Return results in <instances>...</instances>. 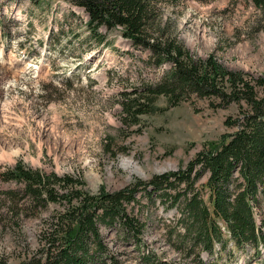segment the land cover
I'll return each mask as SVG.
<instances>
[{
  "label": "rangeland",
  "instance_id": "374dc122",
  "mask_svg": "<svg viewBox=\"0 0 264 264\" xmlns=\"http://www.w3.org/2000/svg\"><path fill=\"white\" fill-rule=\"evenodd\" d=\"M160 4L162 28L194 56L213 55L229 69L264 76V6L254 0ZM0 14L6 27L0 26V264L28 258L37 245L41 220L53 208H42L39 215L23 182L4 180L2 173L17 162L46 173L78 176L93 193L113 191L185 166L204 146L237 129L226 124L229 116L239 115L237 102L216 107L195 94L178 105L159 95L157 111L129 126L122 120L119 92L135 83H157L169 63L155 66L149 51L134 47L119 27L103 28L109 43L96 45L87 27L88 14L70 0H0ZM43 85L51 86L48 98L42 96ZM127 161L131 164L125 165ZM207 178L195 185L201 187ZM10 190L18 194L7 196ZM141 198L145 205L150 202L147 196ZM149 205L153 224L147 242L166 251L168 261L177 260L159 231L164 220L173 221L174 210ZM256 213L263 225V203ZM233 244L228 240L225 250L218 245L213 254L202 257L217 264H264V245L256 252L252 243L243 249H232Z\"/></svg>",
  "mask_w": 264,
  "mask_h": 264
},
{
  "label": "trees",
  "instance_id": "16d2710c",
  "mask_svg": "<svg viewBox=\"0 0 264 264\" xmlns=\"http://www.w3.org/2000/svg\"><path fill=\"white\" fill-rule=\"evenodd\" d=\"M70 1L88 14L87 27L96 45L109 43L103 28L119 27L134 47L149 51L155 66L171 65L157 83H135L119 92L124 123L136 125L141 115L156 112L159 95L178 105L195 94L216 107L237 102L239 115L226 119L228 127L237 129L204 146L185 166L113 191L103 188L93 193L78 176L46 173L17 162L2 173L4 180L23 182L39 215L42 208H53L41 220L36 247L16 264H217L206 261L202 253L211 255L218 245L225 250L228 240L234 242L232 249L252 243L260 252L264 220L263 225L258 223L256 210L264 204V76L229 69L213 55L194 56L176 35L162 28L160 0ZM254 2L264 6V0ZM50 89L43 85L42 96L48 98ZM204 175L207 180L196 186ZM141 196L150 202L143 204ZM149 204L174 210L173 221L164 220L159 231L177 260L168 261L166 251L147 242L153 224ZM21 211L18 207L16 215Z\"/></svg>",
  "mask_w": 264,
  "mask_h": 264
},
{
  "label": "bare ground",
  "instance_id": "6f19581e",
  "mask_svg": "<svg viewBox=\"0 0 264 264\" xmlns=\"http://www.w3.org/2000/svg\"><path fill=\"white\" fill-rule=\"evenodd\" d=\"M15 151H16V150H15ZM17 154H18V153H17ZM124 164H125V165H130L131 163H130V161H127V162H125ZM125 165H124V166H125Z\"/></svg>",
  "mask_w": 264,
  "mask_h": 264
}]
</instances>
